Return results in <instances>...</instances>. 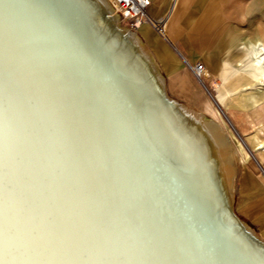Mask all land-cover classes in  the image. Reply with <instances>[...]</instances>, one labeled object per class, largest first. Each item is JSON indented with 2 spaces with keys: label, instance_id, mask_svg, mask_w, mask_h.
Wrapping results in <instances>:
<instances>
[{
  "label": "bare ground",
  "instance_id": "obj_1",
  "mask_svg": "<svg viewBox=\"0 0 264 264\" xmlns=\"http://www.w3.org/2000/svg\"><path fill=\"white\" fill-rule=\"evenodd\" d=\"M121 19L0 0V264H264L220 120L168 96Z\"/></svg>",
  "mask_w": 264,
  "mask_h": 264
},
{
  "label": "crops",
  "instance_id": "obj_2",
  "mask_svg": "<svg viewBox=\"0 0 264 264\" xmlns=\"http://www.w3.org/2000/svg\"><path fill=\"white\" fill-rule=\"evenodd\" d=\"M172 1L151 0L148 8L155 18L167 16V38L147 22L134 29L154 60L168 96L182 104L200 103L198 80L188 64L202 60L210 71L219 73L224 83V90L219 88L216 95L211 93L219 104L233 87L245 85L251 89L252 97L264 100V91L254 88L258 79L264 84L261 75L264 71V0H177L173 5ZM241 42L242 51L237 53L242 55L244 65H234L228 60L220 65L216 58ZM206 77L207 74L199 81L210 94ZM192 109L206 114L209 119L221 118L210 98L203 101L201 109ZM257 130L262 131L263 127L259 126ZM253 163L264 175L255 160Z\"/></svg>",
  "mask_w": 264,
  "mask_h": 264
},
{
  "label": "rangeland",
  "instance_id": "obj_3",
  "mask_svg": "<svg viewBox=\"0 0 264 264\" xmlns=\"http://www.w3.org/2000/svg\"><path fill=\"white\" fill-rule=\"evenodd\" d=\"M166 17L167 16L162 17L164 20L165 37L167 36L165 27ZM121 23L133 29L127 20L121 19ZM242 43L243 42L238 45L239 47L237 44L234 45L233 47L227 49L223 55L217 57L216 60L220 61V65H223L225 60L230 61L234 65H244L245 61L243 58L241 59L242 55L237 53L242 51ZM196 62H202L204 64L205 70L207 71L205 84L208 89H210V93H214L216 95L219 88H223L224 90V83L222 82L219 73L217 71H210L202 60H198ZM190 64L193 65L194 63ZM188 66L190 68L189 64ZM197 80L199 85L198 99L200 100V103L184 104H186V106L188 105L190 109H201V105L206 98H210L212 100L213 105L220 114V122L223 129L236 148L235 155L233 154L235 178L233 186L234 204L232 206V210L241 219L246 221L248 225L264 239V175L255 167L252 155L242 143L239 136L226 120L222 112L219 110L216 103H214L210 94L206 93L203 84L198 78ZM254 88L264 91V84L261 83L260 79H258V83ZM251 95V89L247 88L246 85L240 87L238 86L237 88L233 87V91L226 94L224 100H220V105L230 118L236 130L245 139L249 148L264 166V116L262 115V111L264 110V100L252 97ZM259 126L263 127L262 131L257 130V127ZM244 148L247 150L249 155L245 153Z\"/></svg>",
  "mask_w": 264,
  "mask_h": 264
},
{
  "label": "built area",
  "instance_id": "obj_4",
  "mask_svg": "<svg viewBox=\"0 0 264 264\" xmlns=\"http://www.w3.org/2000/svg\"><path fill=\"white\" fill-rule=\"evenodd\" d=\"M111 2L122 20H127L133 29H137L142 23L147 22L162 36H165L164 20L162 18H155L148 12L151 0H111ZM172 2L173 5L176 0ZM189 65L192 72L199 79L201 73L205 70L204 64L196 62L193 65Z\"/></svg>",
  "mask_w": 264,
  "mask_h": 264
},
{
  "label": "water",
  "instance_id": "obj_5",
  "mask_svg": "<svg viewBox=\"0 0 264 264\" xmlns=\"http://www.w3.org/2000/svg\"><path fill=\"white\" fill-rule=\"evenodd\" d=\"M214 103H216L217 107L219 108V110L222 112V114L224 115V117L226 118V120L230 123V125L232 126V128L234 129V131L237 133V135L239 136L240 140L242 141V143L245 145V147L248 149V151L250 152V154L252 155V157L254 158V160L256 161L257 165L260 167V169L263 171L264 173V168L263 166L260 164V162L257 160V158L254 156L253 152L251 151V149L248 147V145L246 144L245 140L243 139V137L240 135V133L236 130V128L234 127L233 123L231 122L230 118L228 117V115L226 114V112L223 110V108L220 106V104L216 101V99L212 96V94L210 93Z\"/></svg>",
  "mask_w": 264,
  "mask_h": 264
}]
</instances>
